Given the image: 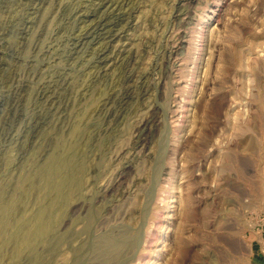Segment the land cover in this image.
<instances>
[{"label": "rangeland", "instance_id": "obj_1", "mask_svg": "<svg viewBox=\"0 0 264 264\" xmlns=\"http://www.w3.org/2000/svg\"><path fill=\"white\" fill-rule=\"evenodd\" d=\"M118 1L0 0V264H264V0Z\"/></svg>", "mask_w": 264, "mask_h": 264}, {"label": "bare ground", "instance_id": "obj_2", "mask_svg": "<svg viewBox=\"0 0 264 264\" xmlns=\"http://www.w3.org/2000/svg\"><path fill=\"white\" fill-rule=\"evenodd\" d=\"M27 1H30V2H34V4L35 3H37V4H43V2H45L46 0H27ZM91 1V0H90ZM108 2H110V3H112V4H117V8H119V9H123L124 8V6H121L122 4H124V2L125 1H122V2H119L118 0H97L96 2H93V1H91V2H89V0H88V2H87V4H86V6L85 7H83V8H79L78 9V7H77V9L76 10H72L71 12H70V14H72V17H74L76 20H78L79 21V25H80V23H83V22H85L86 20H88V17L90 16V14L92 15V14H95L97 11H98V9H100L101 8V6H106L105 4L107 3L108 4ZM91 4L94 8H93V10L91 9L90 11H88L87 10V8H88V4ZM31 4V3H30ZM112 4H110V5H112ZM119 4V5H118ZM18 5V4H17ZM38 5V6H39ZM33 7L32 9V12H37V11H39V9H40V7ZM29 8H31V7H29ZM111 8V7H110ZM103 9V8H102ZM105 9V8H104ZM101 10V9H100ZM113 11V10H112ZM129 11V9H127V10H125V11H122L121 10V13H119V15L118 16H116L114 19H112L113 21L115 20L117 23H118V21H123L126 17H127V19L129 18V17H131L130 15H131V11L130 12H128ZM31 12V13H32ZM99 12V11H98ZM114 12V11H113ZM100 13V12H99ZM105 13V12H104ZM111 13V12H110ZM116 15V14H115ZM127 15V16H126ZM29 16V15H28ZM95 16V15H94ZM98 16V15H97ZM96 16V17H97ZM126 16V17H125ZM31 17V16H30ZM99 17V16H98ZM92 18V17H91ZM103 18V17H102ZM109 18H111V17H109ZM108 18V19H109ZM73 19V18H72ZM26 22H25V24H24V27H21L22 28V30H21V33H23V32H25V30L29 27L28 25H30V24H33L34 23V20H32L31 18H28V19H26L25 20ZM104 20L103 19H101L100 17H99V19H97L94 23L92 22L88 27H82V28H85V29H81V27L79 26L78 28H80V30L78 31V33L77 34H74L73 35V37L72 38H68L67 39V42H66V44H67V53H68V55L67 56H69V60H70V58L71 59H74L75 60V58L76 57H79L78 56V54H79V50L82 48V46L84 45V44H86L87 43V41H89L91 38L92 39H94V36H96V33L98 32V30H99V28L101 29H103V27H104V22H103ZM111 21V20H110ZM109 22V21H108ZM127 22V21H126ZM112 23V22H111ZM114 23V22H113ZM120 23V22H119ZM122 23V22H121ZM124 24H126L125 22H124ZM88 25V24H87ZM16 26V25H15ZM101 26H103V27H101ZM108 26V25H107ZM112 26V25H111ZM112 28V27H111ZM114 29V28H113ZM17 30V29H16ZM111 30V29H110ZM104 31V30H103ZM115 32V31H114ZM120 32H121V29H120ZM107 33V32H106ZM104 33H102V35H103ZM101 35V34H100ZM116 35H118L117 33H112V34H109V37L111 38V37H115ZM102 37V36H101ZM108 37V38H109ZM98 38V37H97ZM107 38V39H108ZM102 40V39H101ZM127 40V39H126ZM93 41V40H92ZM95 43H97V42H95ZM101 43H102V41H101ZM97 44H100V43H97ZM103 44V43H102ZM101 45V44H100ZM105 45V44H104ZM124 45V44H123ZM126 46V45H125ZM34 47V46H33ZM37 47H39L38 46V44H36L35 45V48H37ZM99 48V47H98ZM95 49V48H94ZM82 50V49H81ZM93 50V49H92ZM122 50H124V48H122ZM128 50V49H127ZM105 50H104V47H102L101 49L99 48V49H97V51H95L96 53H95V60H94V66H96V67H99V66H101V65H103V64H106L105 62H106V60H104V58H105V56H101V54L99 53V52H104ZM120 51V50H119ZM124 52V51H123ZM127 52V51H126ZM129 52V51H128ZM108 55V54H107ZM127 56V55H126ZM107 57V56H106ZM129 58V57H128ZM66 59H67V57H66ZM107 59V58H106ZM116 61V60H115ZM95 67V68H96ZM100 68V67H99ZM129 70V69H128ZM58 77H60V76H58ZM65 78V77H64ZM60 80V79H59ZM61 81V80H60ZM17 84V83H16ZM62 85V84H61ZM57 86H59V81H58V79L57 80H55V84H52L51 83V81L50 82H47L44 86H43V84H41V86H39L38 88H37V91H36V94H37V98H40V99H43L44 98V101H46V100H49L51 103L50 104H52V100L53 99H51L52 98V95L54 94V93H56V87ZM15 88V87H14ZM20 91V90H19ZM18 91V92H19ZM127 91V90H126ZM130 91V90H129ZM21 94V93H20ZM40 96V97H39ZM55 98V97H54ZM42 101V100H41ZM39 102V101H38ZM43 102V101H42ZM45 103V102H44ZM55 105V104H54ZM36 108V107H35ZM54 108V107H53ZM47 112V111H46ZM52 113V112H51ZM44 117H46V116H44ZM141 122V121H140ZM73 178V177H72ZM70 181V183H69V185L71 186V187H74V185L76 184V183H74V181L71 179V180H69ZM68 185V186H69ZM70 191H71V189H70ZM65 196H67V194L65 193ZM64 196V197H65ZM62 198V197H61ZM62 200H63V198H62ZM69 200V199H68ZM62 202V201H61ZM64 202V201H63ZM66 204V203H65ZM40 229V228H39ZM43 229V228H42ZM132 240H131V238H127V237H124V238H122V239H118V240H111V241H109L108 242V246H109V248L111 249V250H113V251H120L122 248H124V247H128V246H130V245H132Z\"/></svg>", "mask_w": 264, "mask_h": 264}]
</instances>
